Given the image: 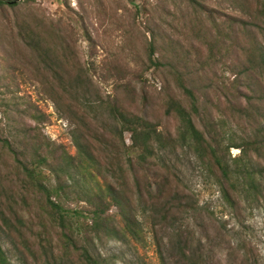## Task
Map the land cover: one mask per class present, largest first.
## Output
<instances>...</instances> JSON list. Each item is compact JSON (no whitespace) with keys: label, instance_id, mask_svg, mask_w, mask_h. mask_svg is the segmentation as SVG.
I'll list each match as a JSON object with an SVG mask.
<instances>
[{"label":"rangeland","instance_id":"374dc122","mask_svg":"<svg viewBox=\"0 0 264 264\" xmlns=\"http://www.w3.org/2000/svg\"><path fill=\"white\" fill-rule=\"evenodd\" d=\"M14 1L13 6L0 5V201L23 219L16 225L21 237L12 232L11 241L0 233L9 261L86 264L80 256L85 246L93 258L106 260L104 264H264V199L241 201L232 208L220 192L217 169H208L193 151L176 148L166 155L167 172L153 159L145 169L133 172L126 160L134 159V153L127 156L120 139L117 150L112 149L121 154L134 204L136 180L145 198L150 184L153 193L161 185L170 196L171 186V193L176 190L180 196L157 218L141 213L138 241L93 233L88 217L91 183L78 175L73 184L62 174L65 193L54 199L87 217L79 218L86 233L74 234L77 248L66 242L67 230L51 216L44 196L33 189L18 161L31 167L44 155L56 166L65 160L77 162L74 137L85 143L96 123L112 130L110 105L144 118L174 138L179 120L167 114L166 107L171 99L186 107L190 103L179 82L195 92L200 113L194 120L200 130H210L214 123L215 132H224L225 138L242 135L250 125L257 129L261 117L249 120L247 114L231 109V102L236 92L233 73L243 67L245 49L259 47L264 53V16L255 20L228 0ZM243 2L253 16L255 9L264 10V0ZM199 3L220 11L214 16L218 29ZM78 74L86 88L77 91L68 81L69 75ZM254 96L255 106L264 109V86ZM240 102L245 105L242 98ZM123 139L130 145L129 133ZM102 147L108 149L107 144ZM238 153L236 148L224 150L230 157ZM103 176L94 174L93 182L113 181H104ZM51 183L56 185L55 180ZM107 214L123 227L115 208Z\"/></svg>","mask_w":264,"mask_h":264},{"label":"trees","instance_id":"16d2710c","mask_svg":"<svg viewBox=\"0 0 264 264\" xmlns=\"http://www.w3.org/2000/svg\"><path fill=\"white\" fill-rule=\"evenodd\" d=\"M181 3L189 2V0H179ZM232 7H239V11L245 12L249 17L258 20L264 16V10H256L253 16L248 12V6L243 0H228ZM14 0H0V5L13 6ZM203 14L210 20L212 26L218 29L217 21H215V14H220L219 10L215 8H207L199 3ZM232 21H237V17H229ZM149 58L151 60L154 54V46H149ZM244 61L241 58L242 68L235 70V94L232 100L231 109L237 112L247 114V118L261 117L260 125L257 129H253L250 125L243 129L242 135L232 136L230 134L222 138L223 133H216V125L210 123L207 131L200 130L194 120V116L200 113V108L195 97V92L192 88L179 82L180 87L186 93L190 103L189 106H184L180 101L171 99L166 107V113L175 116L179 120V127L177 136L172 138L169 135H164L159 131L155 124L145 120L144 118L123 110H120L116 105L108 106V116L112 120V130H107L104 126L95 128L90 127L93 132L85 143L80 142L76 137L75 144L78 158L77 162L66 161L62 165H54L50 163L49 156L39 155L35 158L33 165L28 167L21 160L18 159L26 177L31 182L35 191L41 193L45 200V205L52 213L51 216L67 230L63 233L68 244L77 248L74 240L75 236L85 234L82 226V221L87 217H83L81 212L76 209L65 208L57 198L60 193H65L64 183L60 180L61 175L64 174L67 180L73 184H77L76 177L80 175L84 181L91 183L89 193L93 197H88V203L92 206L90 209L91 224L90 230L96 235L99 231H103L108 235L117 238L118 240L133 239L140 240V221L141 213H149L151 217L157 218L165 214L166 207L176 201H180L178 191L171 193V186H169V195H166L165 189L158 185L157 193L151 190V184L148 185V196L145 198L141 195L138 181L135 178V187L138 189L137 204L133 203L132 193L128 190L127 183L124 179V168L121 164V154L116 155L112 149L117 150L118 140L122 142V146L126 149L127 156L131 152L134 153V159L127 158V163L130 170L138 171L145 169V165L149 164L150 160L156 161V166L167 172L165 156L174 152L176 148L188 149L195 152L203 163L209 169L214 167L219 173V189L225 199L226 203L232 208H235L241 201L252 203H259L264 199V109L255 106V93L262 90L264 84V53L259 47L252 49H245ZM258 58V60H257ZM55 64V62H54ZM59 68V65H57ZM68 85L73 90H81L86 88L84 86L83 77L78 74L70 77ZM240 86V88H239ZM243 88L248 89L254 95L247 94ZM79 93V92H78ZM83 94V93H81ZM244 100L245 105H242L240 100ZM83 119L89 120L85 115ZM98 120V117H94ZM87 127V126H86ZM88 128V127H87ZM89 129V128H88ZM129 133L130 145L126 146L123 134ZM78 141H77V140ZM107 144L108 149L103 148L102 145ZM236 148L239 150L238 155L234 157L226 156L224 150ZM130 152V153H129ZM132 153V154H133ZM115 155V156H114ZM118 155V156H117ZM105 157V158H103ZM120 160V161H119ZM206 160V162H205ZM47 168L48 174L44 171ZM103 169L106 174H103ZM54 175V178L52 177ZM94 174L104 175L105 180L111 178L113 181H105L102 185L94 183ZM55 180L56 185H52L51 181ZM119 181V182H118ZM173 190V189H172ZM115 208L118 218L122 221L123 227L118 228L115 220L110 217L108 211ZM82 216V217H81ZM15 219V223L12 219ZM22 217L17 215L16 211L11 205H6L0 201V233L10 237L14 241L12 232L22 236L20 228L16 225H22ZM74 222V227L71 225ZM76 234V235H74ZM83 236V235H82ZM86 242L88 240L84 238ZM44 247V246H43ZM182 250V254H185ZM81 258L86 261V264H104L106 260L93 258L88 251V247H82ZM49 261L47 257L44 259ZM0 264H12L6 256V252L2 248L0 238Z\"/></svg>","mask_w":264,"mask_h":264}]
</instances>
